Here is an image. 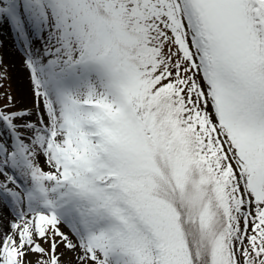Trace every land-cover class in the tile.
<instances>
[{
  "label": "snow or ice",
  "instance_id": "1",
  "mask_svg": "<svg viewBox=\"0 0 264 264\" xmlns=\"http://www.w3.org/2000/svg\"><path fill=\"white\" fill-rule=\"evenodd\" d=\"M0 28L28 74L0 264H264V0H0Z\"/></svg>",
  "mask_w": 264,
  "mask_h": 264
},
{
  "label": "rangeland",
  "instance_id": "2",
  "mask_svg": "<svg viewBox=\"0 0 264 264\" xmlns=\"http://www.w3.org/2000/svg\"><path fill=\"white\" fill-rule=\"evenodd\" d=\"M6 33V34H5ZM0 41L3 42V47L0 48V55H3L4 64L7 68L8 78L0 80V95L11 93L15 97H20L18 94L16 70L17 65L11 57V50L18 51L12 36L5 28H0ZM11 53V54H10ZM17 58L20 60V64L23 66L24 57L20 51H18ZM67 231V229H64Z\"/></svg>",
  "mask_w": 264,
  "mask_h": 264
},
{
  "label": "bare ground",
  "instance_id": "3",
  "mask_svg": "<svg viewBox=\"0 0 264 264\" xmlns=\"http://www.w3.org/2000/svg\"><path fill=\"white\" fill-rule=\"evenodd\" d=\"M6 34V33H5ZM11 57L13 58L14 62L17 65V70H16V77H17V87H18V94L19 96H22L26 93L27 91V78L28 74L27 71L24 68V65L22 66L20 64V60L17 58L18 51L11 50ZM7 223V221H5Z\"/></svg>",
  "mask_w": 264,
  "mask_h": 264
}]
</instances>
